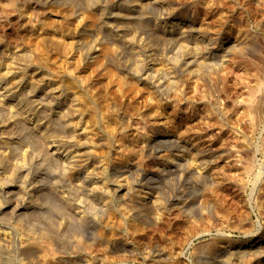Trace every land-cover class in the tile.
Segmentation results:
<instances>
[{
  "label": "rangeland",
  "instance_id": "374dc122",
  "mask_svg": "<svg viewBox=\"0 0 264 264\" xmlns=\"http://www.w3.org/2000/svg\"><path fill=\"white\" fill-rule=\"evenodd\" d=\"M10 1L0 0V59L3 50L34 40L43 67L58 65L60 83L76 85L81 99L72 110L60 94L20 85L14 90L34 109L0 100V264H224L206 255L211 236L204 231L227 238L233 250L264 238V0H162L148 25L125 32L142 52L140 75L129 46L112 35L116 20L109 15L100 28L95 9L69 17L63 0ZM102 1L107 10L123 2ZM168 12L206 33V43L227 47L225 60L186 70L190 45H167L166 32L155 28L170 25ZM251 39L256 51L238 56L233 48ZM107 48L120 53V62L106 56ZM169 65L176 89L153 103L157 79L170 80ZM37 121L52 125L50 137L36 133ZM84 142L94 152L89 160L101 161L105 172L78 166ZM53 143L74 156L72 164L52 154ZM179 150L190 160L180 170L171 159ZM124 177L130 191L122 190ZM146 187L162 205L148 222H132L127 214Z\"/></svg>",
  "mask_w": 264,
  "mask_h": 264
},
{
  "label": "bare ground",
  "instance_id": "6f19581e",
  "mask_svg": "<svg viewBox=\"0 0 264 264\" xmlns=\"http://www.w3.org/2000/svg\"><path fill=\"white\" fill-rule=\"evenodd\" d=\"M121 1L122 0H120V2ZM163 1L162 0H123V2L121 3L119 2L120 3L119 5L117 4V6L111 9L108 7L110 10L109 9L107 10L106 7L102 5L103 1L101 2V0H63V2H65V4L68 6V8H66L65 11L67 12L66 15L69 17H72L73 15H75L74 14L75 12L79 13L78 11L80 10V8H83L82 11H85V12L87 11L84 9H87V10L95 9L99 13V15H97V12L95 11L96 12L95 15L100 18L99 22H98L97 17L95 16H91V17L93 18L95 17V19L97 18L98 27L100 28L107 27L106 22H105V18H107L106 17L107 15H109V18L110 17L112 18V19L110 18V20L113 21V18L116 20V21L114 20L116 22L114 27L116 28H114L113 26L112 28L116 29L117 34H112V35H114V37L119 38V39L123 38L122 41L129 46L130 55L132 56L133 61H134L133 71L135 72L136 75H140L143 72L145 61H144V58L141 56L142 55L141 50L135 45L136 44L135 37H127V34L125 32L131 31V30H138L139 29L138 27H140L141 24L148 25L149 22L151 21V17L149 16L150 15L149 12H151L150 10L154 9L155 6L162 4L160 2H163ZM10 4L13 5V0L10 1ZM62 5L64 4L62 3ZM69 6L71 7L69 8ZM86 16L88 17L86 18L84 17V18L88 19L90 15L86 14ZM93 18L91 20L92 24L94 23L93 20L95 21V19ZM166 18L170 20L169 26H165L164 24L163 25L155 24L156 25L155 28L166 32L167 36H164L163 38H165L164 43L167 42V45L169 44L168 42L173 39L180 40L181 44L188 43V45H190V50H192L193 55H188L186 58V63H185L187 65L186 70H190L192 67L199 68V66L201 65L209 64L208 63L209 60H213V61L222 60V59L225 60L227 56V53H225V51H227L226 49L227 47L218 48L219 47L218 45H215L212 43H206V39L208 37L206 36V33L205 34L203 32L200 33L198 29L187 28L186 26L183 25V23L180 20L175 18L174 14L170 12H168V14L166 13ZM91 21L88 23H91ZM95 24H96V21L94 25ZM142 25H141V28H143ZM107 29L108 28H106V30ZM82 33H84V31ZM93 34L87 33V35H93ZM85 40L87 41L88 39H85ZM158 42L160 41L158 40ZM208 42H211V41H208ZM225 43L226 42H224L222 46ZM161 44L163 45V42ZM147 45H146V49L150 51L151 46L148 43ZM163 46L165 49L166 46L165 45ZM107 49L105 50L106 56L110 58L113 62H120V59L122 57L120 56V53L113 48L108 49V50ZM233 49L236 51L238 56H244L249 50L256 51V48H255V45L252 39L249 40V42L246 45H238L236 46V48H233ZM2 53L3 55L0 59V100H2L3 98H9L13 106L16 107L18 110L27 111V110L34 109V105L32 103L34 102L33 100H30V99L22 100L17 94V91L14 90L16 88L18 89L20 85H23L25 88L32 90V91L36 89H40L41 91H43L44 95H47V94L62 95L66 100H68L69 106L72 110H76L80 107L81 94L76 88V85L73 84L69 86L67 84L60 83V80L61 82H63L61 79L62 71L58 65H48L46 67H43V60L39 56L38 45L34 40L27 42L26 45L14 51L3 50ZM87 54L90 55L91 58L94 59L97 57L96 55L97 50L96 49L92 50L91 46L89 45L87 46ZM166 65L168 64L166 63ZM166 70H167V73L169 72V74L171 75L170 80L168 82H165L161 78L157 79V86H156L157 89H153L152 92L150 93L151 101L153 103H159V104L162 103L160 93L163 90L169 89L173 91L176 89L178 81H177V77L175 75H172L173 73L172 67L169 65ZM112 79H116V78L113 77ZM11 84H15L16 86L12 87ZM96 99L98 100L99 96H96ZM251 108H252V104H249L248 109L250 111H252ZM36 123L37 124L34 125V128H36L35 129L36 133L39 136H43L46 138L50 137L51 132L53 131L52 125L51 126L44 125L38 121ZM62 126H63L62 128H64L65 130L69 128V125L66 122L62 124ZM18 129L21 131L22 128H20L19 126ZM15 132H18V130H16ZM22 132L21 134H23ZM24 135H27V134L24 133ZM171 145H173L175 148L178 147V144L172 143ZM80 146L83 149V155H85V157L83 159L78 160L79 161L78 166L83 167L85 165H91L93 172L97 170H102L105 172L104 165L102 163H99L101 161H94L95 158H93L92 160H89L88 155H94V152L92 148L89 146V144L84 142V143H80ZM52 148H55V151H53L52 154H56V155L60 154L61 157H64L65 161H67L68 164L73 163L74 156L67 155V153L64 154V151L66 150L62 151V148L57 145H54V143L52 145ZM183 152L184 150H179L178 153L173 154L171 158L172 161L176 163V166L177 167L179 166L178 167L179 170L182 169V167H184L190 161V160H187L188 158L185 157L186 155L183 156L184 155ZM46 164H49V162H47ZM100 178L101 177H97V176L94 177V179H96L97 182L101 183L103 179H100ZM12 179H15V177L11 178V180ZM18 179L20 178L17 177V180ZM144 179H146L145 176H144ZM11 180H8V181L11 182ZM1 181L2 180H0V182ZM13 181L15 182V180ZM122 181L126 182V184L122 186V190L127 189L128 191H130L132 186L128 184L129 183L128 177H124ZM4 183L5 182H3L2 184ZM104 184L105 183L102 182L100 188L105 191L106 186ZM16 185L18 187H21L22 182L19 183V181H16ZM121 185L122 183L120 184V186ZM20 189L21 188H19L18 191ZM142 190L143 191L141 192L145 191L146 193L145 197L142 198L140 194L137 195V197L140 198V200L135 201L131 205L132 211L130 210L131 212L127 214V216L132 220V222H134L133 219H139L145 223V221L153 217L152 215L155 213L156 210H159V208L162 205L161 200L158 198L156 194V191L150 190L148 187ZM44 193H47V191ZM53 208H56V206ZM52 209L51 208L50 210L49 208L46 209V213L48 210L51 211ZM135 224L132 223L134 227L137 226ZM204 233L207 234L208 236L209 235L211 236L206 241L205 244L209 246L208 249L210 248V251L208 250L209 252H207L208 254L206 253V255H208V257L211 258L213 261L221 259L220 260L221 263H224V264H230L231 262H233V264H241L243 258L249 259V257H253V259H257V260L264 259V238L263 237H259L258 239L256 237L255 239L249 241L247 244L240 245L239 248L233 250L228 247L229 245H227L228 244L227 238L220 236L218 233L215 234V232L212 230H209V231L206 230L204 231ZM169 238L172 239L171 237ZM169 238L167 237V239ZM173 241H174V238H173ZM27 254H28V257L33 256L31 253H27ZM166 256L169 257L168 254Z\"/></svg>",
  "mask_w": 264,
  "mask_h": 264
}]
</instances>
